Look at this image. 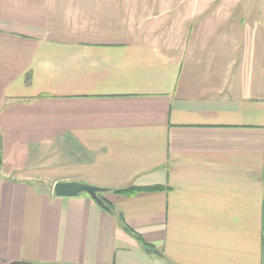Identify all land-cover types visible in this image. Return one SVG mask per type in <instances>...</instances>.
Segmentation results:
<instances>
[{
    "label": "crops",
    "instance_id": "crops-1",
    "mask_svg": "<svg viewBox=\"0 0 264 264\" xmlns=\"http://www.w3.org/2000/svg\"><path fill=\"white\" fill-rule=\"evenodd\" d=\"M206 4L74 39L0 0V264H264V29Z\"/></svg>",
    "mask_w": 264,
    "mask_h": 264
},
{
    "label": "rangeland",
    "instance_id": "rangeland-1",
    "mask_svg": "<svg viewBox=\"0 0 264 264\" xmlns=\"http://www.w3.org/2000/svg\"><path fill=\"white\" fill-rule=\"evenodd\" d=\"M227 1L230 7H233V13H240L244 22L260 23L264 29V0ZM24 2L26 5L34 4L40 8L42 16L45 17L44 33L49 34L51 31L56 37L74 39L125 36L130 27L135 30L134 35L142 33L144 27L151 28L154 25L159 32L162 29L160 24L170 22L171 18L178 22L187 17L184 9L192 6L201 9L202 6H207V0H24ZM24 16L27 21H32L31 18L34 17L29 12H24ZM159 18L161 21L165 18V21L162 23Z\"/></svg>",
    "mask_w": 264,
    "mask_h": 264
},
{
    "label": "water",
    "instance_id": "water-1",
    "mask_svg": "<svg viewBox=\"0 0 264 264\" xmlns=\"http://www.w3.org/2000/svg\"><path fill=\"white\" fill-rule=\"evenodd\" d=\"M52 190L56 196L74 197L85 193L98 204L102 205L105 203L100 196V194L105 191V189L85 182L57 181L53 184Z\"/></svg>",
    "mask_w": 264,
    "mask_h": 264
},
{
    "label": "trees",
    "instance_id": "trees-1",
    "mask_svg": "<svg viewBox=\"0 0 264 264\" xmlns=\"http://www.w3.org/2000/svg\"><path fill=\"white\" fill-rule=\"evenodd\" d=\"M160 189H162L160 186H129V187L118 189V190H114V191L117 192V193L125 194V195H133V194L138 193V192L154 191V190H160ZM102 207L105 208L108 211H112L111 206L107 202L102 204ZM120 220H121L122 225H124V223L122 222V219H120ZM124 227L129 232H131L136 237L137 240H139V242L141 243V245L143 246V248L146 251L150 252V251L154 250V248L150 244L146 243L139 234H137V233L133 232L132 230L128 229L126 226H124ZM10 264H14V263H10Z\"/></svg>",
    "mask_w": 264,
    "mask_h": 264
}]
</instances>
